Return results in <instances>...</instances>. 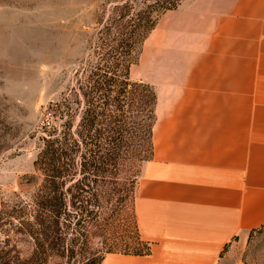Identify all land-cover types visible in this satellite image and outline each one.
Returning a JSON list of instances; mask_svg holds the SVG:
<instances>
[{
	"label": "crops",
	"instance_id": "1",
	"mask_svg": "<svg viewBox=\"0 0 264 264\" xmlns=\"http://www.w3.org/2000/svg\"><path fill=\"white\" fill-rule=\"evenodd\" d=\"M142 56L158 102L136 215L152 252L103 264H213L264 226V0H184Z\"/></svg>",
	"mask_w": 264,
	"mask_h": 264
},
{
	"label": "trees",
	"instance_id": "2",
	"mask_svg": "<svg viewBox=\"0 0 264 264\" xmlns=\"http://www.w3.org/2000/svg\"><path fill=\"white\" fill-rule=\"evenodd\" d=\"M182 1L104 3L86 68L43 122L33 208L19 210L32 252L8 251L6 264H103L110 253L151 254L135 202L154 155L158 96L131 70L160 17Z\"/></svg>",
	"mask_w": 264,
	"mask_h": 264
},
{
	"label": "rangeland",
	"instance_id": "3",
	"mask_svg": "<svg viewBox=\"0 0 264 264\" xmlns=\"http://www.w3.org/2000/svg\"><path fill=\"white\" fill-rule=\"evenodd\" d=\"M106 1L0 0V264L8 251L32 252L19 210L33 208L43 122L86 68ZM144 46L131 78L157 92L141 76ZM254 230L245 241L231 239L213 264H264V228Z\"/></svg>",
	"mask_w": 264,
	"mask_h": 264
}]
</instances>
